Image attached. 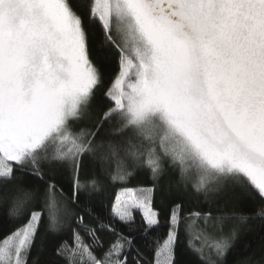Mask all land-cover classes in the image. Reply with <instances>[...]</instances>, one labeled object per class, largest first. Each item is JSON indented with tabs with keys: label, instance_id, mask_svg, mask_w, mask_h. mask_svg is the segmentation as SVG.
I'll use <instances>...</instances> for the list:
<instances>
[{
	"label": "snow or ice",
	"instance_id": "1",
	"mask_svg": "<svg viewBox=\"0 0 264 264\" xmlns=\"http://www.w3.org/2000/svg\"><path fill=\"white\" fill-rule=\"evenodd\" d=\"M0 264H264V0H0Z\"/></svg>",
	"mask_w": 264,
	"mask_h": 264
}]
</instances>
